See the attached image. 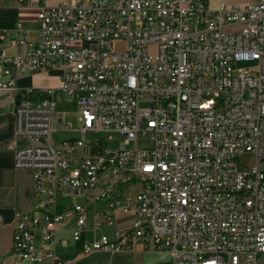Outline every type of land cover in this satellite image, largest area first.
Listing matches in <instances>:
<instances>
[{
	"label": "built area",
	"instance_id": "obj_1",
	"mask_svg": "<svg viewBox=\"0 0 264 264\" xmlns=\"http://www.w3.org/2000/svg\"><path fill=\"white\" fill-rule=\"evenodd\" d=\"M40 1L37 40L21 23L0 32V110L13 102L15 166L34 176L17 261L75 264L56 253L70 226L75 240L94 232L84 253L141 245L169 264H264V0ZM12 64L57 69L59 83L21 88ZM62 93L79 108L76 130L56 113ZM59 129L72 133L56 141ZM92 130L122 138L89 141ZM61 197L72 198L63 210Z\"/></svg>",
	"mask_w": 264,
	"mask_h": 264
},
{
	"label": "crops",
	"instance_id": "obj_2",
	"mask_svg": "<svg viewBox=\"0 0 264 264\" xmlns=\"http://www.w3.org/2000/svg\"><path fill=\"white\" fill-rule=\"evenodd\" d=\"M62 0H42L39 6L56 5ZM224 1L227 4H246L237 0H214V4ZM40 7L33 5L32 0L19 4L16 0H0V32L5 29H13L17 23H21L31 40H37L40 23L38 15ZM2 42L0 41V46ZM16 46H10L9 50L15 52ZM10 77L21 87H43L57 85L60 80V72L57 69L48 68L38 72H21L15 65H11ZM8 76L0 75V79ZM59 131V130H58ZM23 143L16 136V115L14 104L6 99L0 110V264H29L26 261H17L12 254L14 224L18 211H33L35 198L33 197L34 176L30 169L17 168L15 155L17 148ZM63 210L65 208H60ZM91 226V222L89 223ZM58 239H67V244L60 241L56 244V253L62 259H72L75 264H169L171 254L162 249L151 246L139 245L136 249L123 251L94 250L83 252L85 240H92L94 232L86 229L81 238L75 240L70 226L57 232Z\"/></svg>",
	"mask_w": 264,
	"mask_h": 264
},
{
	"label": "rangeland",
	"instance_id": "obj_3",
	"mask_svg": "<svg viewBox=\"0 0 264 264\" xmlns=\"http://www.w3.org/2000/svg\"><path fill=\"white\" fill-rule=\"evenodd\" d=\"M246 1H253V0H237V2H246ZM211 4H214V0H211ZM115 46L119 47L122 46V41H116L115 42ZM18 49L15 50V52H17ZM10 51V50H9ZM253 63H255L254 61L251 60H243L239 62V65H252ZM65 112L66 114V121L69 125V128L71 130H76L78 127H80L81 125V121L79 119V108L76 104L75 101L73 100H69V97L66 93H62V97L59 100L57 106H56V113L57 114H63ZM69 132L72 133L71 131H67V130H63V129H59V131H56L54 134V139L56 141H58L61 138H64L66 136L69 135ZM75 133V132H73ZM110 136H115V138L110 139ZM150 135L149 133H144V132H140L139 133V140H140V144H147L150 143L148 141ZM87 138L89 141H92L94 139L97 138H107L109 139V145L112 147H116L119 144V140L122 138V135L120 133L117 132H110V131H103V130H92L89 131L87 134ZM244 160V162H247L250 157H243L242 158ZM139 184L138 183H131L128 185H125L123 188L125 189H137L139 188ZM78 200L82 201L81 198H78ZM72 203V198L71 197H61L58 200V206L60 208H65L68 205H70Z\"/></svg>",
	"mask_w": 264,
	"mask_h": 264
}]
</instances>
